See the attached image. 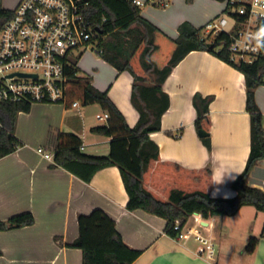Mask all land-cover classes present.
I'll return each instance as SVG.
<instances>
[{
  "label": "crops",
  "instance_id": "0c3cea01",
  "mask_svg": "<svg viewBox=\"0 0 264 264\" xmlns=\"http://www.w3.org/2000/svg\"><path fill=\"white\" fill-rule=\"evenodd\" d=\"M138 1L145 2L140 8L142 17L172 39L179 37L182 24L200 29L227 9L226 0ZM235 28L230 23L229 29ZM92 52L89 48L79 53V74L107 92L134 129L140 114L132 104L133 76ZM163 91L170 108L162 117L161 130L150 135L161 158L187 168L208 167L213 173L211 197L235 198L233 184L245 170L251 151L245 76L212 53L194 51L174 69ZM196 95L214 99L210 149L195 126ZM255 99L264 116V85L257 88ZM104 113L99 105L68 109L62 104H33L29 112L19 114L14 136L21 146L0 160V221L32 213L35 223L0 232V264H83L82 251L69 246L79 236V216L97 209L115 221L128 247L142 252L133 264H264V238L253 253L245 251L251 237L261 236L264 225V213L253 211L252 206L233 217L215 216L204 222L206 235L216 245L214 257L207 260L196 256L199 244L195 240L184 247L168 236L166 220L142 210H127L129 198L118 167L100 170L86 183L62 168H52L53 163L38 152L53 154L47 147L48 137L58 132L78 136L84 155L108 156L112 139L91 131L106 124L108 119H97ZM248 185L264 192V160L252 169ZM240 214L243 217L235 219Z\"/></svg>",
  "mask_w": 264,
  "mask_h": 264
},
{
  "label": "trees",
  "instance_id": "16d2710c",
  "mask_svg": "<svg viewBox=\"0 0 264 264\" xmlns=\"http://www.w3.org/2000/svg\"><path fill=\"white\" fill-rule=\"evenodd\" d=\"M87 21L98 31L96 49L100 56L119 72H129L134 78L132 104L140 114L132 129L107 92L96 89L89 80L79 77L78 58L68 70L66 85L68 109L74 102L82 106L99 105L108 113L104 126L93 128L94 134L111 138L110 154L92 157L81 152L82 140L72 134L50 133L48 149L53 153L52 168H62L82 181L90 183L97 172L116 166L128 194L127 210H142L166 220L165 233L175 238L177 222L184 225L193 214L205 220L233 217L246 206L264 213V192L248 185V177L258 161L264 160V116L255 92L264 85V54L253 63L234 64L228 51L231 39L225 33L211 39L188 23L179 27V37L172 39L141 15L133 0H88ZM225 1V0H217ZM192 3L193 0H187ZM0 25L11 19L12 13L1 10ZM264 28V21L261 22ZM207 51L228 63L245 76L246 109L251 117V151L243 173L233 184L237 195L233 199L211 197L213 173L208 167L187 168L175 161L163 160L159 147L150 135L162 128V117L170 108L169 96L163 86L178 64L191 52ZM213 97H194L197 111V131L210 134V105ZM28 103L0 102V160L15 153L21 146L15 130L21 112H29ZM211 148L209 137L204 139ZM32 213L0 221V232L32 226ZM79 236L70 245L83 253V264H133L142 254L128 247L116 229V223L103 210H94L78 218ZM264 238L251 237L245 248L253 253Z\"/></svg>",
  "mask_w": 264,
  "mask_h": 264
},
{
  "label": "built area",
  "instance_id": "2783aa9c",
  "mask_svg": "<svg viewBox=\"0 0 264 264\" xmlns=\"http://www.w3.org/2000/svg\"><path fill=\"white\" fill-rule=\"evenodd\" d=\"M11 19L0 25V102L62 104L68 108L66 85L71 58L79 50L98 42V31L87 21L88 0H20ZM141 8L145 2L133 0ZM227 9L211 19L203 31L209 36L225 33L231 39L230 62L253 63L264 54V0H226ZM1 20V16H0ZM230 23L236 25L229 29ZM100 55L101 51L96 50ZM74 102L71 108L79 106ZM108 113L97 119H108ZM1 126V125H0ZM180 137V136H178ZM177 137V138H178ZM54 163L53 154L38 151ZM206 220L193 214L184 225L177 222L174 238L187 247L191 240L199 246L196 256L211 260L216 252L212 238L206 235Z\"/></svg>",
  "mask_w": 264,
  "mask_h": 264
},
{
  "label": "rangeland",
  "instance_id": "374dc122",
  "mask_svg": "<svg viewBox=\"0 0 264 264\" xmlns=\"http://www.w3.org/2000/svg\"><path fill=\"white\" fill-rule=\"evenodd\" d=\"M17 1L18 0H2V4H3V6L5 7V8H7V9H10V10H13V9H15L16 8V3H17ZM169 3V2H168ZM167 3V4H168ZM202 34H204V35H207L206 33H205V31H203L202 32ZM211 37V39H213L214 38V36H210ZM96 47H97V44H95L92 48H90V49H93V55L94 56H96L97 55V53H96ZM80 52H82V50H79V51H77L75 54L76 55H78L79 56V53ZM99 55V54H98ZM78 56H77V58H78ZM75 58H71V60L73 61ZM79 76L80 77H85L82 73H80L79 74ZM252 209H253V211H256L255 210V208L254 207H252ZM264 215V214H263ZM238 218H235V219H241L242 217H243V214H240L239 216H237ZM252 217L250 216V219H251ZM226 220H228V221H233V220H229V219H234V218H225Z\"/></svg>",
  "mask_w": 264,
  "mask_h": 264
},
{
  "label": "water",
  "instance_id": "95a60500",
  "mask_svg": "<svg viewBox=\"0 0 264 264\" xmlns=\"http://www.w3.org/2000/svg\"><path fill=\"white\" fill-rule=\"evenodd\" d=\"M199 136L201 138H207L209 136V134L207 132L203 131V130H200L199 131Z\"/></svg>",
  "mask_w": 264,
  "mask_h": 264
}]
</instances>
